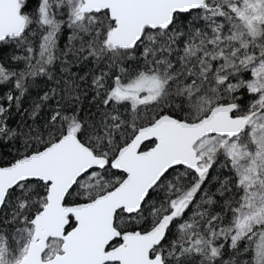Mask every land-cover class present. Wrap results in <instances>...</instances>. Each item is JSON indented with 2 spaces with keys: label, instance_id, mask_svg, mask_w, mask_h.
Segmentation results:
<instances>
[{
  "label": "snow or ice",
  "instance_id": "6c2138e0",
  "mask_svg": "<svg viewBox=\"0 0 264 264\" xmlns=\"http://www.w3.org/2000/svg\"><path fill=\"white\" fill-rule=\"evenodd\" d=\"M0 264H264V0H0Z\"/></svg>",
  "mask_w": 264,
  "mask_h": 264
}]
</instances>
